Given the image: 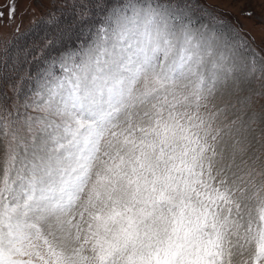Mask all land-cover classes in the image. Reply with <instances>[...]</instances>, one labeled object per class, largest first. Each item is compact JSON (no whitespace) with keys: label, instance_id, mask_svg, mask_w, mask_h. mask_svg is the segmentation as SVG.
Here are the masks:
<instances>
[{"label":"snow or ice","instance_id":"1","mask_svg":"<svg viewBox=\"0 0 264 264\" xmlns=\"http://www.w3.org/2000/svg\"><path fill=\"white\" fill-rule=\"evenodd\" d=\"M168 7L111 9L87 48L46 60L23 105L22 65L55 41L33 61L6 43L0 264H264V126L214 34Z\"/></svg>","mask_w":264,"mask_h":264},{"label":"rangeland","instance_id":"2","mask_svg":"<svg viewBox=\"0 0 264 264\" xmlns=\"http://www.w3.org/2000/svg\"><path fill=\"white\" fill-rule=\"evenodd\" d=\"M127 2L128 0H0V11L4 13L3 20L0 21V57H3L5 45L9 41L12 42L9 44L10 55L12 49L16 48L15 54L19 59L27 61L32 59L33 53H38L39 49L33 48L45 36L55 41L51 48L45 51L41 61L22 65L21 71L31 72L34 79L25 83L19 103L23 105L25 98L35 90L37 73L43 71L46 60L57 58L66 51L87 48L110 10L122 8ZM135 2L147 6L149 0ZM85 3L89 6L91 14L88 21L81 20L78 24L79 6ZM151 3L154 7L169 5V12H173L171 5L179 3L182 11L173 14L182 17L183 23L190 19L193 21L194 30L214 34L216 47L227 54L228 62L235 66V76L245 82L241 95L251 98L248 104L249 115L253 112L256 114L257 124L253 127L259 136L260 128L264 126L259 123L261 115L264 114V73L260 71L261 66H264V0H151ZM12 4L15 5V14L9 26L8 11ZM33 21L35 23H32ZM72 24L78 25L71 26ZM18 25L19 34L15 31ZM231 28H237L246 36L247 49L237 45ZM25 47L30 51L27 56L23 51H19ZM253 55L257 69L254 74L250 72ZM55 72L58 76L61 74L58 61ZM13 82L15 83V80ZM8 90L11 92V98H14L12 90L9 87ZM11 103L12 100H9V106ZM21 111H24L22 107ZM253 154L260 155L264 160V138L255 143ZM2 157L3 140L0 139V160ZM257 180L259 182V178Z\"/></svg>","mask_w":264,"mask_h":264},{"label":"trees","instance_id":"3","mask_svg":"<svg viewBox=\"0 0 264 264\" xmlns=\"http://www.w3.org/2000/svg\"><path fill=\"white\" fill-rule=\"evenodd\" d=\"M80 18L78 19V24L80 23ZM88 21V20H87ZM78 24H72L71 26H77ZM58 28V27H57ZM47 41H50V37H48V36H45L39 43H37V45H35V47L33 48V49H40V48H42L43 47V45H44V43H46ZM39 52V51H38ZM36 54L37 53H33L32 55H33V57H32V59H29V61H33L34 60V57L36 56ZM44 56H45V53H44ZM43 58H41L39 61H41ZM39 61H37V63L39 62ZM22 70V69H21ZM25 73V71L23 72V71H20V75H23ZM32 79H34V77H32ZM14 83V82H13ZM2 91L8 96V97H10L11 98V92H9V90H8V86H7V84H4L3 86H2ZM10 102H11V99H10Z\"/></svg>","mask_w":264,"mask_h":264}]
</instances>
